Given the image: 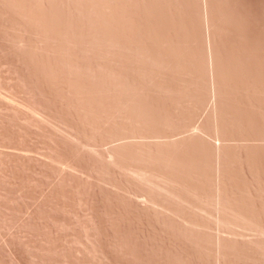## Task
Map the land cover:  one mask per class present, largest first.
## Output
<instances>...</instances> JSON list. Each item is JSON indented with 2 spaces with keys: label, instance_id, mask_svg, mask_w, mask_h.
Returning <instances> with one entry per match:
<instances>
[{
  "label": "rangeland",
  "instance_id": "rangeland-1",
  "mask_svg": "<svg viewBox=\"0 0 264 264\" xmlns=\"http://www.w3.org/2000/svg\"><path fill=\"white\" fill-rule=\"evenodd\" d=\"M0 264H264V0H0Z\"/></svg>",
  "mask_w": 264,
  "mask_h": 264
}]
</instances>
